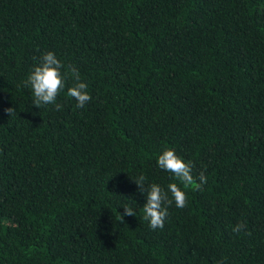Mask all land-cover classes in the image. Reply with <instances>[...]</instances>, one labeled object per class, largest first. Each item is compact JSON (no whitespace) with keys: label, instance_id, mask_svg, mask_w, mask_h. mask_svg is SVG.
<instances>
[{"label":"trees","instance_id":"obj_1","mask_svg":"<svg viewBox=\"0 0 264 264\" xmlns=\"http://www.w3.org/2000/svg\"><path fill=\"white\" fill-rule=\"evenodd\" d=\"M47 51L83 108L71 78L59 110L32 104ZM140 175L186 192L163 229ZM0 264H264V0H0Z\"/></svg>","mask_w":264,"mask_h":264},{"label":"clouds","instance_id":"obj_2","mask_svg":"<svg viewBox=\"0 0 264 264\" xmlns=\"http://www.w3.org/2000/svg\"><path fill=\"white\" fill-rule=\"evenodd\" d=\"M62 71V69H65ZM71 78L73 83L67 88V96L74 98L77 108H83L92 97L87 91L88 85L81 79L79 70L73 65L65 66L52 51L45 52L40 57V62L33 68L25 81V87H30L33 100L32 104L38 108L45 105H55L59 110L61 105L57 104V97L61 90L65 88L66 79ZM9 116L13 114V108L6 109ZM160 169L170 172L176 180L183 184L184 188L195 185L198 190H203V185L207 183L204 171L199 174V183H196L192 175L193 164L185 161L176 154L175 149L165 147L157 158ZM146 177L140 175L133 179L139 191L146 196V203L143 205V219L149 222L153 229H163L168 216V207L173 200L177 208L187 206V195L176 182L169 183L167 190L157 183H146ZM171 194V198L169 196ZM124 213L121 215V222L124 215L136 216V212L127 206H122ZM246 229V222H238L233 226L234 233H240Z\"/></svg>","mask_w":264,"mask_h":264}]
</instances>
